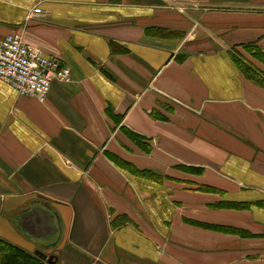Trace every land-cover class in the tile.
Segmentation results:
<instances>
[{
	"label": "crops",
	"instance_id": "0c3cea01",
	"mask_svg": "<svg viewBox=\"0 0 264 264\" xmlns=\"http://www.w3.org/2000/svg\"><path fill=\"white\" fill-rule=\"evenodd\" d=\"M14 33L70 78L44 102L0 80V240L54 264H264V209L216 207L264 200V88L237 64L264 71V0H0Z\"/></svg>",
	"mask_w": 264,
	"mask_h": 264
},
{
	"label": "built area",
	"instance_id": "2783aa9c",
	"mask_svg": "<svg viewBox=\"0 0 264 264\" xmlns=\"http://www.w3.org/2000/svg\"><path fill=\"white\" fill-rule=\"evenodd\" d=\"M32 13L41 11L36 7ZM69 78V68L27 45L20 33L0 37V80L18 94L44 102L53 81L66 82Z\"/></svg>",
	"mask_w": 264,
	"mask_h": 264
},
{
	"label": "trees",
	"instance_id": "16d2710c",
	"mask_svg": "<svg viewBox=\"0 0 264 264\" xmlns=\"http://www.w3.org/2000/svg\"><path fill=\"white\" fill-rule=\"evenodd\" d=\"M251 47L246 49H248V51L252 54V56L256 61L258 60V62L264 65V52H262L260 49L259 50L255 49L254 46ZM237 64L241 72L245 75L247 79L264 88L263 70L255 68L250 63L241 60H238ZM200 189L209 190L207 187L206 188L201 187ZM251 205H257L258 207L264 209V200H259L255 203L222 201L220 204L216 205V207L230 208V209H247ZM197 225L209 230L224 231L235 234L237 233L241 236H248V233L246 231L234 227L219 226V225H213L207 223H198ZM0 264H44V263L42 262L41 259H39L38 256L27 254L23 250L6 243L5 241L0 240Z\"/></svg>",
	"mask_w": 264,
	"mask_h": 264
},
{
	"label": "water",
	"instance_id": "95a60500",
	"mask_svg": "<svg viewBox=\"0 0 264 264\" xmlns=\"http://www.w3.org/2000/svg\"><path fill=\"white\" fill-rule=\"evenodd\" d=\"M45 206L47 207V204H45ZM34 253L40 259L45 260L48 264H54L55 263L54 256H52V255L47 256L45 253L41 252L40 250H37Z\"/></svg>",
	"mask_w": 264,
	"mask_h": 264
},
{
	"label": "rangeland",
	"instance_id": "374dc122",
	"mask_svg": "<svg viewBox=\"0 0 264 264\" xmlns=\"http://www.w3.org/2000/svg\"><path fill=\"white\" fill-rule=\"evenodd\" d=\"M255 63H256V64H258V63H259V64L262 66V63L258 62V60H257V61H255ZM256 64H255V65H256ZM259 64H258V65H259ZM260 65H259V66H260ZM256 66H257V65H256ZM263 72H264V71H263Z\"/></svg>",
	"mask_w": 264,
	"mask_h": 264
}]
</instances>
